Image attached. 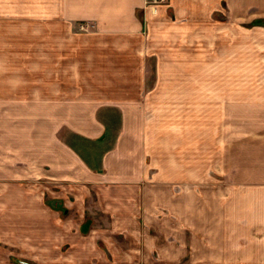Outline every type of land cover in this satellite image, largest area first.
Returning <instances> with one entry per match:
<instances>
[{"label":"crops","instance_id":"1","mask_svg":"<svg viewBox=\"0 0 264 264\" xmlns=\"http://www.w3.org/2000/svg\"><path fill=\"white\" fill-rule=\"evenodd\" d=\"M144 5L0 0V264L125 262L138 251L137 215L174 230L154 218L160 207L196 229L192 197L204 194L166 183H189L193 161L207 160L196 154L207 144V87L211 101L240 100L239 39L248 53L256 39L239 19L264 18V0ZM227 117L235 143L241 132L264 149V122ZM230 207L229 223L210 220L215 235L227 227L228 254L240 245L238 215L262 212ZM197 208L207 230L206 202ZM146 240L148 250L163 239Z\"/></svg>","mask_w":264,"mask_h":264},{"label":"rangeland","instance_id":"2","mask_svg":"<svg viewBox=\"0 0 264 264\" xmlns=\"http://www.w3.org/2000/svg\"><path fill=\"white\" fill-rule=\"evenodd\" d=\"M145 9L155 12V9L144 5L143 13ZM222 19L225 21V14ZM248 19L240 17L239 29L240 31L248 30L251 36L253 32L256 43L255 49L250 48L251 52L248 53L246 41H243L245 39L243 37L239 39L240 100L237 102L211 101L214 95H211L209 90L214 87H207V144L204 150L196 149L197 155L206 152L207 160L205 164H202L203 166L193 161V165L190 166L192 181L189 183L179 181L171 182L169 185L166 183L174 194L188 188L196 193L204 194L203 201L194 200L192 197L193 204L188 216L191 221L197 222V227L192 226L196 229H183V225L178 223L177 215L165 207H160L158 214H154V218L162 222L163 226H175L173 231L160 227L154 228L144 214L137 215L140 229L134 238L138 249L136 255L127 257L125 262H117L111 254H108L109 264H264V149L252 143L246 144V141H249L246 140L248 136L241 132L238 134L239 142L235 143L234 140L237 138L231 131V123L234 120L227 117L232 111L237 110L238 116L244 122H247L250 117H255L253 121L264 122V52H257L256 49L260 43L264 44V18L256 16L254 20ZM229 24L230 22L228 27H230ZM253 51H255L254 54ZM228 57L227 60H223V65L230 61V55ZM230 82L229 76L227 84L231 85ZM235 104L237 105L234 106ZM111 137H116V133L111 134ZM193 176L200 177V180L193 179ZM204 202H206L205 214L208 217L206 221L208 228L200 231L198 227L202 226L203 219L200 216L203 213L198 212L197 206ZM231 205L238 207L240 212L244 210L251 212L256 208L262 212L252 219H249L248 214L238 215V221L236 219L238 228L236 232L234 230L232 232L235 241L240 245L237 247V252L228 254L229 247L225 239L227 234L224 230L227 227L221 229V225L215 235L210 220L214 216L222 215V222L229 223L230 217L234 219L237 214L234 209L232 212ZM157 233L163 240L159 241L158 246L150 247L148 251L146 239H150ZM236 233L237 236H235ZM193 234H198L203 240L200 242L193 237ZM252 234L255 237L251 236ZM249 236L252 238L250 241H248ZM208 238H211L213 242L204 246L209 243L206 240ZM216 241L217 245L214 244ZM160 259L172 261L160 262Z\"/></svg>","mask_w":264,"mask_h":264},{"label":"built area","instance_id":"3","mask_svg":"<svg viewBox=\"0 0 264 264\" xmlns=\"http://www.w3.org/2000/svg\"><path fill=\"white\" fill-rule=\"evenodd\" d=\"M167 2L168 0H145V5L151 7L152 9H155L156 6L160 4H165Z\"/></svg>","mask_w":264,"mask_h":264}]
</instances>
